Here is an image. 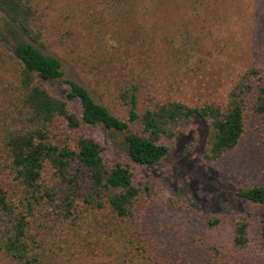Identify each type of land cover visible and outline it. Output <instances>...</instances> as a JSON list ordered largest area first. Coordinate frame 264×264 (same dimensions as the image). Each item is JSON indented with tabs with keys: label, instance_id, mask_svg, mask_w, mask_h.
<instances>
[{
	"label": "trees",
	"instance_id": "1",
	"mask_svg": "<svg viewBox=\"0 0 264 264\" xmlns=\"http://www.w3.org/2000/svg\"><path fill=\"white\" fill-rule=\"evenodd\" d=\"M215 1L189 0L196 12ZM116 2L118 15L136 12L137 0ZM148 2L156 8L162 0ZM0 14L23 34L12 48L0 41V174L9 178L0 186V254L13 264H45L73 261L88 247L104 251L108 264H264V218L212 213L189 236L161 228L149 218L158 190L137 170L161 163L195 121L208 132L205 162L234 151L248 126L264 121V66L246 68L223 104L155 98L141 108L142 83L125 82L119 92L128 108L124 120L84 84L66 79L60 59L43 51L37 0H0ZM198 52L179 50L192 60ZM55 81L68 86L65 98L47 88ZM94 125L124 132L130 160L110 163L90 132ZM237 195L264 209V185Z\"/></svg>",
	"mask_w": 264,
	"mask_h": 264
},
{
	"label": "rangeland",
	"instance_id": "2",
	"mask_svg": "<svg viewBox=\"0 0 264 264\" xmlns=\"http://www.w3.org/2000/svg\"><path fill=\"white\" fill-rule=\"evenodd\" d=\"M37 2L43 51L60 59L66 79L84 84L120 119L128 118V108L119 99L125 82L142 83L141 108L155 98L182 100L191 106L223 104L246 68L264 66V0H216L198 12L192 11L189 0H162L156 8L148 0H137L136 12L127 16L116 13V0ZM22 36L0 14L3 46L12 48ZM187 48L199 49L193 60L179 54ZM46 86L62 98L69 90L63 81ZM72 104L80 111L78 102ZM139 130L138 123L131 124L132 132ZM90 132L106 148L110 163L130 160L124 132L101 125L92 126ZM207 135L206 126L195 121L171 143L161 163L137 168L158 190L149 218L161 228L189 236L201 232L204 217L212 213L234 220L244 214L264 218V209L237 195L241 188L264 185V121H253L239 146L213 164L203 159ZM8 183L9 178L0 174V186ZM104 253L87 247L73 261L64 257L65 261L45 264H108ZM0 264L13 262L0 254Z\"/></svg>",
	"mask_w": 264,
	"mask_h": 264
}]
</instances>
